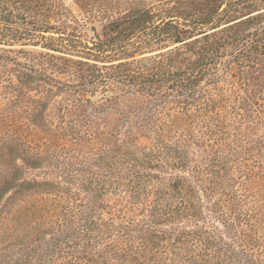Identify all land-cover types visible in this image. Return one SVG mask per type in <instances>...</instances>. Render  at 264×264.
I'll return each instance as SVG.
<instances>
[{"label": "trees", "instance_id": "16d2710c", "mask_svg": "<svg viewBox=\"0 0 264 264\" xmlns=\"http://www.w3.org/2000/svg\"><path fill=\"white\" fill-rule=\"evenodd\" d=\"M75 1L0 0V264H264V0Z\"/></svg>", "mask_w": 264, "mask_h": 264}, {"label": "rangeland", "instance_id": "374dc122", "mask_svg": "<svg viewBox=\"0 0 264 264\" xmlns=\"http://www.w3.org/2000/svg\"><path fill=\"white\" fill-rule=\"evenodd\" d=\"M70 7L72 10L77 12V5H76V1L75 0H64ZM111 2H115L117 3L119 0H109ZM148 1V0H146ZM152 2V0H149ZM98 28V27H97ZM99 29V28H98ZM7 102V99H3L0 97V114L2 113V107L4 106V104ZM22 114V112H20ZM34 136L33 137H28L26 136L24 139L25 142H28L29 140L37 142V140L42 136V133H39L38 131L34 132ZM2 132H0V146L2 145L1 140L4 138V136H1ZM77 152H74V156L72 157H66L67 155L65 154H61L59 155L58 160H54L52 158H47L39 168H23V172L20 175V178L22 179H26V180H32V179H37V180H42V179H46V178H52V179H59L60 184H63L64 186H68L70 187L71 190H74L75 192H78L81 194V196H84V193L81 192V190H79L77 187L78 185V180L75 176L71 175L69 177V175H66L65 173L62 172V167H64L65 163L67 164H74V162H82V161H91V160H98V158L100 157L99 155V151L98 150H93V149H84L81 152H79L78 154H76ZM105 155V154H104ZM5 157V156H4ZM16 161H21L20 159L17 158ZM22 162V161H21ZM91 170L94 171L93 166L91 165ZM52 169L58 173V175L62 174L61 177H57L54 175V173L52 172ZM82 176L83 173L79 172ZM58 188H55L52 190V192L56 191ZM16 192V188L13 187L11 190L7 191L3 197L0 200V224H2V221H4V219H2L3 217L5 218L8 213L7 211L8 209V205H7V201L9 196L11 197L12 195H14V193ZM101 193V198L103 199V202L106 204H108V202H111L115 196L114 194H109L107 192H100ZM26 194L31 195L30 197H23L21 199L18 200V202L16 203V206L18 207H22L25 205L31 206V205H35V204H42L43 208L45 209H52V200L50 197L44 196V195H40V194H33L32 190L26 191ZM81 198V197H79ZM78 198V199H79ZM48 199V201H47ZM10 201V200H9ZM68 204H75L73 201H70V203ZM10 206H13V202L9 203ZM6 210V211H5ZM106 209L104 208V211ZM10 211V210H9ZM45 214H43L42 212H36L34 214V218L36 220V223H34V227L37 228H44L45 223L47 221V218ZM37 218V219H36ZM32 222V221H31ZM219 228L222 229V226L220 224L217 225ZM21 227H18V229H20ZM262 235H264V231H261ZM50 237L49 234H47L46 238ZM45 238V239H46ZM226 238V237H225Z\"/></svg>", "mask_w": 264, "mask_h": 264}]
</instances>
